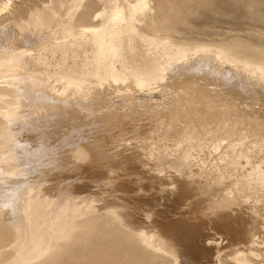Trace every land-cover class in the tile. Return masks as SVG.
I'll return each instance as SVG.
<instances>
[{"label": "rangeland", "instance_id": "obj_1", "mask_svg": "<svg viewBox=\"0 0 264 264\" xmlns=\"http://www.w3.org/2000/svg\"><path fill=\"white\" fill-rule=\"evenodd\" d=\"M76 4L78 1L75 0H0V9L10 6L0 18V36L23 33L19 38L23 40L27 36L28 39L30 27L22 31L14 21L26 26L31 15L46 16L48 12V16L57 14L66 29L73 26L78 31L81 26L103 24L115 38L118 37L121 56L107 60L108 66L114 64L121 70L123 59L130 69H145L152 63L167 61L179 51L206 48L208 50L201 55L211 65V77L231 68L229 62L215 56L222 50L236 60V73L243 80L246 96L250 94L247 86L250 78L264 85V0H82L81 5ZM97 14L103 16L104 22L101 18L94 21ZM56 45L52 44L45 53L47 69L51 73H65L66 66L79 69L85 62L93 65L98 61L92 38L87 43L78 38L71 47ZM93 73L81 93L78 90L72 92L76 108H79L77 113L83 116L84 123L63 124L61 120L57 125H49L44 119L40 128L33 120L28 129L19 127L16 131L9 129V132L13 135L29 134L36 139L42 136L39 128L43 129V140L47 139L49 149L51 142L66 146L76 132L86 130L85 122L95 119L103 122L106 114L126 117L122 126H127H99L96 133L85 132L90 136H83L81 140L86 148H91L88 162L82 164L73 161L70 154L63 151L64 146H54L61 151H58L61 155L57 154V158L63 157L58 159L62 163V172L58 175L60 180L55 188L59 192L56 193L65 190L61 194L68 199L67 203L72 204L71 199L77 204L82 202L79 206L85 211L81 214V210L57 244L41 255V247H35L40 234L38 228L27 230L30 235L23 238L14 226L11 225L14 232L6 226V219L1 216L0 238L7 246L0 249V264H238L228 255L239 246L260 253V257L252 260L264 263V132L255 133L251 130V123L245 125L247 120L243 119L246 112L258 108L264 114V110L250 97L241 101L225 88L219 93L213 90L214 100L226 98L231 105L237 104L232 106V121L222 123L214 113L215 119L212 115L208 120L210 124H206L208 129L204 127L197 132V118L203 111H208L209 106L205 101L192 103V107H196L193 109L189 106L191 93L187 89L198 88L196 83L185 85L177 81L176 88H173L172 83L180 71L171 77V84L166 82L159 89L153 84L151 88L130 94L117 87L97 84L98 80L106 82V71H100L99 75ZM4 80L0 79V86ZM1 89L3 87H0V97L5 93ZM6 99H13L12 95ZM178 104V107L174 106ZM0 106H4L2 101ZM187 108H191L192 113ZM224 109L225 105L221 104L220 112ZM49 112L55 113L53 110ZM162 115L165 117L159 120ZM4 121L5 117L0 114V132L6 127ZM122 129L129 131L123 132ZM47 161L44 162L47 180L52 184L58 177L55 179V174L51 175L52 164ZM119 218H123L122 223ZM150 229L159 230L171 246L168 245L163 252L144 246L139 233L152 231ZM17 243L22 244L23 250L14 247ZM169 246L175 247L168 250Z\"/></svg>", "mask_w": 264, "mask_h": 264}, {"label": "bare ground", "instance_id": "obj_2", "mask_svg": "<svg viewBox=\"0 0 264 264\" xmlns=\"http://www.w3.org/2000/svg\"><path fill=\"white\" fill-rule=\"evenodd\" d=\"M75 1H78L79 5H81L82 3V0H75ZM78 4L76 5L78 6ZM70 6L73 5H69V7ZM9 8L10 6L6 5L4 8L0 9V18H2L4 14L8 12ZM67 9H71V8H67ZM47 14L50 13L47 12ZM47 14L46 16H40L38 14L31 15L30 19L28 20V24H26V26L25 24L21 25V23L19 24L18 22L14 21L15 25H17L18 28L22 31L23 29L30 27V31H31V33H29L30 37L27 39L26 38L27 36L24 37L25 35H23L24 39L26 38L25 40H27L26 42L24 39L21 40L19 38V36L23 33L21 34L14 33L11 35L9 33H6L0 36V79H5L4 81L1 82L3 83V86H0L3 87V89L1 90L5 91V93H3L2 96L0 97V101H2L4 104V106H0V114L3 115L6 119V122L4 121L6 127L2 132H0V217L2 216L6 219L5 222L7 223L6 226H10L11 228L12 226H14L15 231H17L19 236L23 238H26L33 228H38L40 234L38 236L39 239L36 240L37 244L35 245V247L37 246L41 247L40 249L41 251L39 253L40 255L44 254L48 249H51V247L57 244L58 240L61 238V234L64 231H66L67 228L69 229L72 226L75 219L78 217L80 211L83 210L82 208L83 206L81 207L82 209L79 206L80 203L82 202H79V204H77L78 202H76L75 200L73 201V199H71L72 204L67 203L68 199H66L67 200L66 201L65 198H63V194H61L65 190H60V192L62 191L60 193L61 195L56 193L59 192L57 190L58 188H55V186L58 187L57 183L60 180L58 175H61L59 173L62 172L60 170L62 163H60V161L58 160L61 157L57 158L58 156L61 155L59 154L61 152L60 148L58 150L60 151L59 153L55 148H58L57 146L59 145L61 146V144L56 143L55 142L57 141L56 139L55 141H53L55 143L51 142V144H49L51 148L47 149V142H45L47 141L46 139L47 134H45L46 136H44V138L46 139L44 141L43 140L44 131L43 129L40 130L41 128L40 126L43 125L41 121L47 120L49 125L50 123L51 124L55 123V125H57L61 120L63 121L61 122L63 124H66L64 122H67L68 124H70L71 122H73L74 124L84 123V120L82 119L83 116L80 117L77 113V110H79V108L78 109L76 108L75 102L73 100L74 96H72L73 95L72 92L78 90L81 93V91L85 89V88L83 89V85L86 84V82L90 81L92 79L91 76L95 74L93 72H97V74L99 75L100 71L101 72L103 70L106 71L105 73L106 74L105 79H107L106 82L104 80L103 81L98 80L97 84L105 87L106 86H111L115 88L117 87L125 91L127 94H130L131 92L143 90L148 87L151 88L153 87V84H156L155 89L161 88V86L166 82L167 84L169 83L171 84L172 82H169L171 77L174 76L176 71H180L179 74L180 76L178 75V78H175L176 81L172 83L173 86L177 81H181L185 85H188L190 83H196L198 85V88L196 87L195 89L192 88L187 89L191 93V97L188 98L190 99L188 102L191 103V105L189 106L192 107V103L196 101H200V102L205 101L208 103L209 106V110L205 112L203 111L202 114L199 116V118H197L198 121H197V126L195 128L197 132L199 130L202 131L201 129H203L204 127L207 128L206 124L208 122L210 124L211 121L208 120L210 119V117H212L214 113L218 114V116L220 117L219 119H221L220 121L222 123H224V121L225 123H228L226 122L227 120L232 121L230 120L231 119L230 114L234 113V107L232 108V106L233 105L237 106V104L233 103L231 105L229 100H227L226 98H222L220 101L214 100L212 98L213 90L219 93L221 89L225 88V90H227V92L230 93L235 99H239L241 101L250 97V99H252L254 103L259 105L260 108L264 110V85L259 80H256L255 82L250 78V80L247 81V86L250 89V94L249 96H246L243 88V80L241 76L236 73V60L231 59L225 51L222 50L217 51L215 56L218 59L223 60L224 62H229L231 64V68L230 70L224 73L217 72L216 76L214 77H211L209 74V68H211V65L204 59L203 55H201V53H204L206 52V50H208L206 48L203 49L198 48L194 51L192 50H185L183 52L179 51L174 55H172L171 57H169L167 61L152 63L150 68H145V69H141V68L130 69L128 65H125L124 60L122 59L121 60L122 68L120 70L117 69L114 66V64L108 66L107 60L112 61L113 58H117V59L120 58L121 56L120 44L118 37L115 38L111 32L107 31L103 27V24H101L100 26L99 25L81 26V28L77 31L76 29H74L73 26H68L67 29L64 28L60 20L57 18L58 17L57 14L49 15V16ZM102 17L103 16L101 14H97L95 16L94 21L97 22L101 18L102 19L101 22H102L103 21ZM0 25H2V23H0ZM63 33L66 34V36H64ZM107 37H110L109 42L107 41ZM78 38L82 39L84 43H87L88 39L90 40L92 38L94 44L97 47V56L99 57L98 61L95 62L93 65L90 62L87 63L85 62V64L82 65L81 68L79 69L73 66H66L65 73L57 72V71H54L52 73L49 72L47 69L48 66L45 59V53H47L48 48L52 44L55 45L58 44L56 45V47L59 46L71 47L75 44ZM129 72L130 74H128ZM58 74L61 76H59ZM225 83H227L226 84L227 87H225L224 85ZM173 88L176 87L174 86ZM198 93H200L201 95L198 96ZM9 95H12L13 99L11 100L6 99V97H8ZM221 104L225 105V109L222 112H220L219 110V106ZM95 105H97V103H95ZM144 105H145V101H144ZM174 106L178 107L179 104ZM177 107L175 108V110H178ZM133 108H135V106ZM193 108L196 107H192V109ZM189 109L191 110V108ZM50 110H53L55 113L50 114L51 113L49 112ZM160 113H162V111ZM164 117H165L164 115L160 116L159 120ZM193 117L196 116L194 115ZM121 118L120 117L118 118L117 116H113V114L112 116L106 114V117L104 118L103 122L100 123L98 121L96 122V119L91 120V122H87V123L85 122L86 124L85 126H87L86 130L76 132L73 136V139H71V142L69 140L70 143L67 144L66 142L67 144L66 146L65 144L62 145L65 147L63 151H66V153L70 154V157L73 158V161L74 160L77 161L78 164H82L83 161L88 162L87 158L90 154L89 149L91 147L86 148L81 138L83 136L87 138L86 135L90 133L92 134L96 133L97 132L96 130L99 126L103 128L104 126H110V125H115V126L117 125L121 127L122 124H125L123 123L124 122L123 120L126 117H121ZM212 118L215 119L214 115ZM192 119L193 118H191V120ZM214 119L211 120L214 121ZM243 119H245V121L247 120V122L244 123L245 125L246 123L247 124L251 123V125L253 126V129L251 127V130H253L255 133H262V131L264 132V114L260 112L258 108H256L253 111L246 112V118ZM33 120L37 121L36 124H38L39 126L35 124L33 125L40 127L39 128L40 131L38 130V132H40L42 136L36 137V139L34 138V136H31L34 138V140H32L33 138L29 137L30 136L29 134L22 133L21 135V133H16V135L15 134L13 135L11 134V132H9V129H13L16 131V129L17 128L19 129V127L27 128L28 125ZM97 120H99V117ZM233 121H235V119H233ZM16 124H18L17 127ZM219 125L222 126V124ZM2 126H3V122H2ZM37 127H35L34 129H36ZM76 128L79 129L80 126ZM210 128L209 131H212L211 129L213 128L211 129ZM185 129L188 128H186L185 126ZM230 129L232 130V128ZM123 130L125 129H122V131ZM214 130H216V128H214ZM33 131L35 132V130ZM45 131L47 132V130ZM125 131L128 132L129 129ZM38 132L35 133L38 134ZM85 132H87L88 134H86ZM213 132H211V134ZM181 133L183 134V132ZM232 133L231 135H233ZM227 134L230 135V133H226V135ZM37 136H39V134ZM222 137L224 138L225 136ZM65 138L66 137H64V139ZM50 140H52V138ZM195 143L197 145V142ZM262 145H264V143H262ZM93 148L96 149L95 147ZM50 155H52V157ZM44 158L46 159L48 158L47 159L48 161L45 160ZM70 160L72 161V159ZM46 161L52 164V167L50 165V168L53 169V172L50 171L51 175L55 174L53 175V177L55 176V179L56 176L58 177L55 182H52V184H50L49 180H47L48 173H46L47 168H45L46 165L44 163ZM49 177L51 178L52 176ZM47 184H50V186H48ZM47 187H49L48 190ZM66 192L67 194L70 193L69 191ZM72 194L74 193L71 192L70 195ZM73 197H76V195ZM91 207H93L94 209V206L91 205ZM111 208L115 209L114 207ZM84 211L85 210L81 211L82 212L81 214H83ZM122 219L119 218V220H121L120 221L121 223H122ZM27 230L30 231L26 232ZM12 231L14 232V228H12ZM158 231L156 230H152V231L147 230L146 232L142 231L141 233H139L140 240L142 244L147 248L154 250L156 252H163V250H165L166 247L171 244V242L168 241L167 238H166L167 240L163 238L162 237L163 235L161 236ZM1 241L2 240L0 238V249H3L7 245L2 244ZM168 242H170V244ZM15 246L19 247V249L22 248L21 243L19 244L17 243L14 245V247ZM170 246L168 250H170V248L172 247H175V246L172 247ZM260 256L261 254L253 250L252 248L250 247L245 248L240 246L237 247L236 250L231 253V255H228V257H231L230 259L235 260L234 262L238 264H259V263H254V260L252 259L258 258ZM178 262L176 260V263ZM261 262L262 261H260V263Z\"/></svg>", "mask_w": 264, "mask_h": 264}]
</instances>
